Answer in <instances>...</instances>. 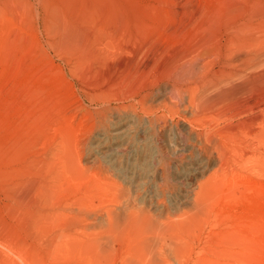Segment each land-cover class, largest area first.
Masks as SVG:
<instances>
[{
  "label": "rangeland",
  "instance_id": "1",
  "mask_svg": "<svg viewBox=\"0 0 264 264\" xmlns=\"http://www.w3.org/2000/svg\"><path fill=\"white\" fill-rule=\"evenodd\" d=\"M261 19L264 0H0V264H264ZM241 29L262 44L254 80L230 81L246 87L252 109L231 102L204 121L215 132L240 129L228 165L195 204L213 161L181 184L174 163L188 152L167 144L176 130L202 131L192 121L203 109L171 84L193 65L185 85L220 77L238 54L228 38ZM127 119L147 132L116 167L94 149ZM153 152L164 161L149 163ZM144 166L166 168L167 187L156 174L146 188L121 176Z\"/></svg>",
  "mask_w": 264,
  "mask_h": 264
},
{
  "label": "bare ground",
  "instance_id": "2",
  "mask_svg": "<svg viewBox=\"0 0 264 264\" xmlns=\"http://www.w3.org/2000/svg\"><path fill=\"white\" fill-rule=\"evenodd\" d=\"M251 13V12H250ZM257 15L259 13H256ZM245 15V14H244ZM252 16V15H251ZM245 18V17H244ZM243 18V20H244ZM262 18V17H261ZM234 19V18H233ZM242 18H240L241 20ZM252 19V17H251ZM239 20V21H240ZM245 21V20H244ZM242 21V22H244ZM261 21H264L261 19ZM259 21V22H261ZM241 22V21H240ZM239 23V22H238ZM237 23V24H238ZM247 23V22H246ZM252 23V22H251ZM254 23V22H253ZM235 23H233L234 25ZM249 24V23H248ZM256 24V23H255ZM236 25V24H235ZM259 25V24H258ZM237 26V25H236ZM240 25H238L239 27ZM255 26V25H253ZM235 27V26H234ZM247 28L250 29L251 25L249 26H246ZM257 27V26H256ZM260 27H262L260 25ZM241 28V26H240ZM253 28V27H252ZM258 29V27H257ZM242 30V29H241ZM236 30L238 31V33L236 32L235 36L233 38H228V41H229V46L227 45L226 48H227V51H233V50H237L234 52V54H236V52H238V54H236L237 58L235 57V55L231 58L229 57L228 61L225 62V65L226 66H223L227 69L225 70H221L220 71V74L221 76L220 77H216V80H217V83H216V80L214 78V80L212 78H207L205 81H206V86L204 85L203 87L205 88H200L199 86H195V84H189V85H185L187 82H192L194 81L196 75V71H197V66L193 65L192 67H189V71L186 72V68H185V72H182V74H180V77L179 78H176L174 79L175 82H172V93H174L175 96H184L183 94H185L186 96L189 97L188 100H190L189 102L194 103L196 105H194L195 107H202V112L204 111V113L201 112V114H193V116H195L196 120L192 121L194 123H196L195 121L200 122V126H203L205 128L202 129V131L198 132L197 134H195L196 136L193 137V138H190L189 136H187L186 134L184 135V133L182 132V129L180 130H176L174 133V137L172 140L169 141V143L167 144L168 145V148L170 149V151H173L174 154L176 155L177 153H182L183 152H188L187 156H184L182 157L181 160H178L177 163L173 162L174 164H176V166L179 167V165L182 166L183 168V172H182V176L179 178V181L181 184H184V180L187 178V177H192L193 179H197L200 175H203L206 171H208V163H209V160H212L213 161V169L212 171L208 174V178L204 181V182H200L199 184V191L197 192V196H196V200H195V204L200 201V198H202L204 196V194L207 192V189L208 187L212 184V181H213V177L218 175L221 171H224L226 166L228 165L227 164V160H228V156H227V150H228V145L229 143L231 144V142L235 139L236 137V134L239 132L238 129L240 128H234V129H226V130H223L221 132H215V129L213 127V124L210 123V124H207L205 123L204 121L208 118H212L213 114L215 115L216 111L215 110H218V108L216 107H219V106H224V105H228V103L231 104V102H235V103H239L242 108H243V112L247 111L248 109H252L251 108V102L250 100H252L253 98H247L246 95V87H242L240 86L239 84L238 85H234L232 86L231 85V80L234 78V77H239V78H247V79H251V80H254L252 78V75L249 76L248 72H249V69L251 71V69L255 70V67L259 65V62H260V59L263 58L261 57V45L264 44V41H261L263 42L261 44V42L257 39V37L260 35H257V37H253V36H248V35H244L243 33V30ZM254 30H256V28H254ZM259 30V29H258ZM245 31V30H244ZM251 31V29L249 30ZM253 31V29H252ZM256 32V31H255ZM264 32V31H262ZM250 33V32H249ZM261 33V32H260ZM248 34V33H247ZM256 34V33H255ZM222 35V34H221ZM264 35V34H263ZM212 36V35H211ZM214 36V35H213ZM264 37V36H263ZM229 39H232V40H229ZM205 40V39H204ZM221 40V38H220ZM227 40V39H226ZM225 40V41H226ZM263 40V39H262ZM202 41V40H201ZM215 41V40H214ZM199 42V41H198ZM208 42V41H207ZM222 42V41H221ZM196 43V42H195ZM210 43V42H209ZM183 44V43H182ZM181 44V45H182ZM223 44V43H222ZM197 45V44H196ZM201 45H204V44H201ZM219 45V44H218ZM221 45V44H220ZM226 45V44H225ZM206 46V45H205ZM212 45H210L211 47ZM213 46H215V44L213 43ZM202 47V46H200ZM198 47V48H200ZM263 47V46H262ZM197 48V49H198ZM208 48V46H207ZM218 48H222L221 46L220 47H217ZM188 49V48H187ZM186 49V50H187ZM204 49H206L204 47ZM223 49V48H222ZM221 49V50H222ZM199 50V49H198ZM207 50V49H206ZM209 50V49H208ZM219 49V51H221ZM246 50H249V51H246ZM195 51V50H194ZM204 51V50H203ZM218 51V52H219ZM225 51V50H224ZM226 51V52H227ZM186 52V51H185ZM197 52V51H196ZM213 52V51H212ZM223 53V51H221ZM200 53V52H199ZM197 52V55L199 54ZM208 51H207V55H208ZM214 54H217L215 52H213ZM202 54H205V53H202ZM189 55V54H188ZM187 55V56H188ZM193 55V54H192ZM220 55V54H219ZM227 55H230V52L227 54ZM232 55V54H231ZM213 56V54H212ZM215 56V55H214ZM222 56V55H221ZM220 56V58H221ZM199 57V56H198ZM201 57V56H200ZM261 57V58H260ZM154 58V57H153ZM179 58V57H178ZM190 58V56L188 57ZM194 58V57H193ZM214 58V57H213ZM212 58V59H213ZM216 58V57H215ZM218 58V57H217ZM175 59V58H174ZM200 59V58H199ZM202 59V58H201ZM203 59H205L203 57ZM211 59V60H212ZM177 60V59H175ZM190 60H192L190 58ZM210 60V62H211ZM222 60V58H221ZM179 61V60H178ZM203 61V60H202ZM214 61V60H213ZM212 61V62H213ZM184 62V61H183ZM182 62V63H183ZM196 62V61H195ZM179 63V62H178ZM186 63V62H185ZM209 62H205L202 67L206 69ZM215 63V61H214ZM224 63V62H223ZM193 64V63H191ZM211 64V63H209ZM213 64V63H212ZM211 64V65H212ZM182 64H178V66ZM184 65V64H183ZM187 65V64H186ZM169 66V64H168ZM171 66V65H170ZM175 66V65H174ZM199 66V65H198ZM260 66V65H259ZM184 67V66H183ZM210 67V66H209ZM221 67V65H220ZM222 67V68H223ZM178 68V67H177ZM219 68V67H218ZM257 68V67H256ZM167 69V68H166ZM169 69V68H168ZM172 69V68H171ZM200 69V68H199ZM215 70V69H214ZM253 70V71H254ZM162 71V70H161ZM179 71V70H178ZM200 71V70H199ZM213 71V70H212ZM210 71V72H212ZM217 71L219 70H216L215 73H217ZM175 72V71H174ZM174 72L172 71V73L174 74ZM207 72V71H206ZM165 73V72H164ZM168 73V72H167ZM180 73V72H179ZM209 73V71H208ZM253 73V72H252ZM176 74V73H175ZM178 74V73H177ZM200 74V73H199ZM198 74V75H199ZM218 74V73H217ZM255 74V73H253ZM203 76H206L205 74H201ZM212 75V73L210 74ZM162 76V75H161ZM168 76V75H167ZM200 76V75H199ZM217 76V75H216ZM255 78H256V74L254 75ZM259 76V75H257ZM175 77H178L177 75H174L173 78ZM207 77V76H206ZM212 77V76H211ZM165 78V76H164ZM237 78V79H239ZM134 79V78H133ZM162 79V78H161ZM236 79V80H237ZM171 80V79H170ZM173 80V81H174ZM199 80V79H198ZM248 80V81H249ZM234 81V80H233ZM240 81V80H239ZM262 81V80H261ZM208 82L210 83H216V85H218L214 91H212L211 93H207V90L206 88L207 85H208ZM238 82V81H237ZM241 82V81H240ZM251 82V81H249ZM234 83V82H233ZM258 83V82H257ZM203 84V83H202ZM250 84V83H249ZM210 85V84H209ZM254 85H257L255 87H258V84L254 83ZM253 86V85H252ZM254 87V86H253ZM201 89V90H200ZM260 89V88H259ZM258 88L256 89L257 91L259 90ZM212 90V89H211ZM165 91V90H164ZM253 91L255 92V90L253 89ZM256 91V93H257ZM259 92V91H258ZM204 93L206 95H204ZM248 94V93H247ZM257 95V94H256ZM145 96V95H144ZM178 96V97H179ZM167 97V96H166ZM187 97V98H188ZM249 97V96H248ZM175 98V97H174ZM201 98V99H200ZM182 99V98H181ZM186 99V98H185ZM257 99V98H256ZM163 100V99H162ZM170 100V99H169ZM180 100V98H179ZM187 100V101H188ZM142 101V100H141ZM177 102V101H176ZM175 102V104H176ZM198 102V104L196 103ZM166 103V101H165ZM168 103V102H167ZM171 103H174V102H171ZM170 102L169 104L172 105ZM168 104V105H169ZM238 104V105H239ZM177 105V104H176ZM179 105V103H178ZM236 105V104H235ZM164 106V105H163ZM167 106V105H166ZM173 106V105H172ZM170 107L169 109L172 111H174V109L176 108H173V107ZM230 107H232L230 105ZM255 107V106H254ZM151 108V106H150ZM172 108V109H171ZM220 108V107H219ZM223 108V107H222ZM221 108V110H222ZM225 109L228 108L227 107H224ZM223 108V109H224ZM237 108V107H235ZM241 108V107H240ZM177 109V108H176ZM198 109V108H197ZM224 109V110H225ZM178 110V109H177ZM223 110V111H224ZM172 111V112H173ZM176 111V110H175ZM220 111V110H219ZM217 111V113L219 112ZM200 112V111H199ZM222 112V111H221ZM220 112V113H221ZM177 113V112H176ZM222 113H225V112H222ZM211 115V117H210ZM217 116V115H216ZM250 119V118H249ZM211 120V119H210ZM245 120V119H244ZM251 121V120H250ZM253 121V120H252ZM212 122V121H211ZM247 122V121H246ZM254 122V121H253ZM251 124V123H250ZM197 125V124H196ZM207 126V127H206ZM233 127V126H232ZM146 128V127H145ZM145 128L143 127H140V128H137V129H134L132 127V124H131V119H127V120H124L122 122H120L119 124L115 125L113 128H112V135L115 136V140L114 141H111L109 143H107L105 141L106 137L105 136H101L102 134L99 135L98 137V143L97 145L95 146V153L96 154H99V155H102L104 156L105 160L107 162H111L113 161L115 164H116V167H118V165H120L122 162L119 161V156L122 155V154H125V156L127 157V160L130 158V156L133 154V152H135V140H136V135L141 132V134L147 132L145 130ZM196 128V127H195ZM225 128V127H224ZM197 129V128H196ZM214 129V130H213ZM217 130V129H216ZM140 135V134H139ZM101 136V137H100ZM159 136V135H157ZM156 137V135H155ZM159 139V138H157ZM163 140V139H162ZM157 141V140H156ZM107 144H106V143ZM158 142H161V141H158ZM162 144V143H161ZM160 144H158L159 146ZM166 146V145H165ZM160 148V147H159ZM158 148V149H159ZM167 149V148H166ZM168 149V150H169ZM159 152V150L157 151ZM162 152V151H161ZM229 152V150H228ZM171 154V152H169ZM163 154H164V151H163ZM167 154V153H166ZM186 154V153H185ZM160 154L159 153H154L151 155L150 157V161L149 163L151 164H154L156 161H159L162 160L161 158H164L165 155H163V157H160L161 158H158ZM178 156V155H177ZM244 156V155H243ZM176 158V156H175ZM178 158V157H177ZM176 158V160H177ZM165 159V158H164ZM126 160V159H125ZM175 161V160H173ZM229 161V160H228ZM166 163V162H165ZM163 163V164H165ZM162 164V163H161ZM160 164V165H161ZM162 164V166H163ZM166 165V164H165ZM152 166V165H151ZM155 166V165H153ZM159 169V167H157V169L153 168V169H146L145 166L143 168H134L133 171H130V172H122L121 173V176L124 178V179H127L129 180L130 184L135 187V188H146L147 186H149L150 184V181H152V177L156 176L159 178V181H162L164 184H162L164 187H167V182H169V175H167V169L166 171L162 168ZM166 167V166H165ZM118 169V168H117ZM169 169V168H168ZM119 170V169H118ZM186 200L184 197H181L177 200H175V204L178 206L180 204H183L185 203ZM232 208V207H231Z\"/></svg>",
  "mask_w": 264,
  "mask_h": 264
}]
</instances>
